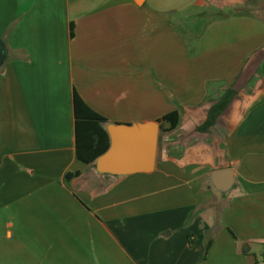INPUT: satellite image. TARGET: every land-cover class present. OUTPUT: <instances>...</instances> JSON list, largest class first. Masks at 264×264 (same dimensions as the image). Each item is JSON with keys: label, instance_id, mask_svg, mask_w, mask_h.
I'll list each match as a JSON object with an SVG mask.
<instances>
[{"label": "crops", "instance_id": "crops-1", "mask_svg": "<svg viewBox=\"0 0 264 264\" xmlns=\"http://www.w3.org/2000/svg\"><path fill=\"white\" fill-rule=\"evenodd\" d=\"M204 1L0 0V264H264V0ZM75 93L111 145L176 110L154 169L80 160Z\"/></svg>", "mask_w": 264, "mask_h": 264}, {"label": "trees", "instance_id": "trees-1", "mask_svg": "<svg viewBox=\"0 0 264 264\" xmlns=\"http://www.w3.org/2000/svg\"><path fill=\"white\" fill-rule=\"evenodd\" d=\"M72 35L74 27L72 26ZM237 92L233 88L225 90L219 101L210 109L206 123L200 127V130H208L217 123L218 118L231 103ZM74 110L76 114V138H77V155L78 158L88 164L95 162L102 155L107 153L111 148V138L105 128L107 118L92 110L84 100L75 93ZM159 122H170L171 128L163 131L173 130L178 125V112L175 110L162 117ZM76 174H79L76 173ZM73 173H68L67 177H73ZM191 243L193 240L191 239ZM213 243L210 238L206 244V255Z\"/></svg>", "mask_w": 264, "mask_h": 264}, {"label": "water", "instance_id": "water-1", "mask_svg": "<svg viewBox=\"0 0 264 264\" xmlns=\"http://www.w3.org/2000/svg\"><path fill=\"white\" fill-rule=\"evenodd\" d=\"M4 60V43L0 40V65ZM159 136V122L118 125L111 148L99 158L100 170L121 174L153 170L157 159Z\"/></svg>", "mask_w": 264, "mask_h": 264}, {"label": "rangeland", "instance_id": "rangeland-1", "mask_svg": "<svg viewBox=\"0 0 264 264\" xmlns=\"http://www.w3.org/2000/svg\"><path fill=\"white\" fill-rule=\"evenodd\" d=\"M193 1L194 0H167L166 3H167V5H168L169 8H173L174 7V8H176V10L179 9L178 12L183 13V15L182 14H180V15H182L184 17H189L192 12H190V11H183L182 8H185V7L189 6V5H193V3H192ZM196 5H198V7L195 8V12L196 11H199L201 8H207V7H209L208 2H206L204 0H200V1L197 0V4ZM196 13H199V12H196Z\"/></svg>", "mask_w": 264, "mask_h": 264}]
</instances>
